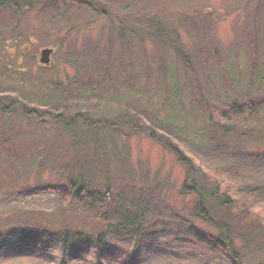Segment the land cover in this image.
<instances>
[{
	"label": "trees",
	"instance_id": "obj_1",
	"mask_svg": "<svg viewBox=\"0 0 264 264\" xmlns=\"http://www.w3.org/2000/svg\"><path fill=\"white\" fill-rule=\"evenodd\" d=\"M7 2L0 0V10ZM69 3L75 8L93 10L85 0H39L44 11L49 8L55 11ZM156 14L154 11L150 15ZM190 14L186 9L178 15L188 23ZM251 21L259 22L256 17ZM126 23L129 39L122 33ZM137 26L139 23L128 16L118 23V40L123 48L131 42ZM145 27L141 30L145 37L165 41L191 77L186 84L183 77L170 70L165 78L161 77L165 86L162 88L161 84L159 88L167 105L164 124L139 127L136 123L139 117L135 114L125 121L89 118L85 110L93 109V104H100V100L115 104L116 110L124 111L126 107L122 96L100 99L89 88L92 81L87 77L50 96L49 91L58 84L48 83L49 76L44 71L34 81L36 88H30L31 81H27L25 88L13 93L16 99L8 106L0 100L4 137L0 139V167L4 170L14 167L12 154H16L19 145H27L24 137L27 134L21 135L19 129L15 131L12 117L16 121L24 118L41 123L60 107L78 111L71 120L51 117L59 122L58 130L50 137L51 143L39 145L40 150L32 158L27 151L17 161L16 165L23 163L30 170L37 169L39 174L47 168L60 170L41 189L56 192L60 202L52 212L25 209L0 214V264H186L181 257L184 244L188 245L187 249L190 244L193 248H204V239L209 241L208 248L194 256L195 264H209V255L217 264H243L246 252L264 248L261 215L264 178L254 180L252 173H248L253 168L235 164V155L249 146L262 151L259 159L264 162V45L256 46L249 38L248 54L243 62L234 55L221 61L215 57L218 53L206 39L208 30H205L194 47L193 67L184 50L169 42L157 19L148 20ZM135 40L142 44L141 38L138 40L136 36ZM105 49L112 53L111 48ZM209 64L217 67L219 78L207 71ZM198 71L205 77L206 86L199 82ZM18 74L12 75L17 82ZM2 79L6 80L4 75ZM103 81L99 78L97 83ZM189 86L192 90H188ZM189 96L193 98L191 105ZM87 97L90 108L85 102ZM182 98L185 106L173 110L176 101ZM30 105L41 111L29 110ZM163 125L186 139L198 141L207 152L197 161L181 152L177 155L187 171L176 195L181 199L191 196L185 205L187 211L182 213L166 206V193H162L166 189L156 178L150 183L146 174L137 177L130 168L126 140L137 129L144 132L146 128L150 131L149 140L166 151L176 152L173 137L165 132ZM220 156L225 163L211 167L213 159ZM29 193L25 190L19 194L29 196ZM255 211L258 218H253ZM206 229L214 232L207 235ZM18 256L30 257L23 263L16 259Z\"/></svg>",
	"mask_w": 264,
	"mask_h": 264
},
{
	"label": "rangeland",
	"instance_id": "obj_2",
	"mask_svg": "<svg viewBox=\"0 0 264 264\" xmlns=\"http://www.w3.org/2000/svg\"><path fill=\"white\" fill-rule=\"evenodd\" d=\"M28 1L29 3L26 0H9L8 5L0 10V79L3 81V75L6 79L3 82L0 80V100L4 106L15 101L13 93L25 88L27 81H31L30 88H36L33 85L34 81L45 71L49 76L48 83L58 84L56 89L49 91L50 96L87 77L92 81L89 88L100 96V99L108 96L113 98L116 95L124 97L125 103L121 100L119 103H123L126 110H116L115 104H111V107L103 102L105 100H100L98 101L100 104H93V109L85 110L89 118L125 121L135 114L139 117L136 121L137 126H156L165 123L167 112L163 91L159 88L161 84L162 88L165 86L162 78L170 74L169 70L183 77L184 84L188 79L191 80V77L185 73L174 51L165 41L149 40L145 37L141 30L148 20H158L169 42L172 41L177 48L184 50L193 67V62H196L194 47L199 43L205 30H208L205 32L206 39L211 42L209 44L215 46V52L218 53L215 57L221 61L234 55L238 57L240 63L243 62L245 55L248 54L249 38L252 39V43L257 44L256 46L264 45V0H85L92 5L93 10L75 8V5L71 6L69 3L55 11L52 8L42 10L39 0ZM186 9L192 13L188 23L178 15L180 11ZM154 11H157V14L150 15ZM124 16L135 20L139 26L136 27L131 42L126 43L123 48L118 40L117 25ZM255 17L256 22L257 20L259 22L251 21ZM127 26L128 23L125 24L122 33L129 39ZM136 36L138 40L142 39V44H138ZM107 47L111 48L113 56L112 53L106 52ZM43 49L52 50L48 65L39 62ZM216 68L209 64L207 71L219 78ZM15 72L19 73V82L12 77ZM197 77L201 85L206 86L201 71H198ZM99 78L104 79L101 84L97 83ZM204 88L206 90V87ZM188 90L192 88L189 86ZM205 90L203 93H206ZM86 101L87 106L92 107L89 97L85 99ZM177 101L178 106L172 107L173 110H180L185 106L184 98ZM191 104L193 98L190 97L189 105ZM60 108L49 115L53 118L61 116V119L71 120L78 112ZM36 109L41 111L32 105L29 106V110ZM129 110H132L131 114ZM51 117H45L41 123H35L33 120L28 122L24 118H19L18 121L14 117L11 118V123L16 126L15 131L19 129L21 135L27 134L24 136L27 138V145L24 147L20 144L21 147L16 149V154H12L13 168L4 170L0 167V214L25 209L52 212L59 205L60 196L56 192L41 189L45 186L43 183L51 181L55 178L54 175H59L60 170L47 168L39 174L37 169L30 170L23 163L20 166L16 165L27 151L32 158L40 150L39 145L51 143L50 137L59 128V122L53 121ZM167 129L164 127L176 145L174 154L149 140L147 134H150V131L146 128L144 132L137 129L136 134L126 140V149L130 154L131 171L133 170L137 177L140 173L146 174L145 178H148L150 183L156 178L157 183L166 189L165 192L162 191L166 193V206L182 213L187 211L185 205L191 196L181 199L176 195L187 171V167L177 160V155L181 152V155L187 156L186 158L191 160L195 158L197 161L207 152L200 144L198 145V141L190 137L186 139L184 135L180 136L176 131ZM156 134L159 135L158 132ZM0 137L4 138L1 123ZM189 139L192 140L191 143L188 142ZM49 148L50 146L43 151ZM258 151L249 146L240 155H235V164L238 167H246L249 170L253 168L248 173H252L254 180L264 178V162L259 159L262 151ZM223 163L225 160L220 156L213 159L210 166H222ZM25 190L30 191L29 196L19 194ZM256 211L253 218H258ZM262 211L263 217L264 210ZM204 231L207 235L214 232L207 229ZM203 236L207 238L206 235ZM208 243L209 241L204 239L202 246L208 248ZM184 247L181 257L186 264H195L194 256L204 248H193L190 244L187 249L186 243ZM28 257L30 256H18L16 259L27 263ZM209 258V264H217L211 255ZM243 264H264V248L262 250L252 248L246 252Z\"/></svg>",
	"mask_w": 264,
	"mask_h": 264
},
{
	"label": "water",
	"instance_id": "obj_3",
	"mask_svg": "<svg viewBox=\"0 0 264 264\" xmlns=\"http://www.w3.org/2000/svg\"><path fill=\"white\" fill-rule=\"evenodd\" d=\"M51 54H52V50L51 49H43L40 52V59H39L40 64L48 65L49 61H50L49 57H50Z\"/></svg>",
	"mask_w": 264,
	"mask_h": 264
}]
</instances>
